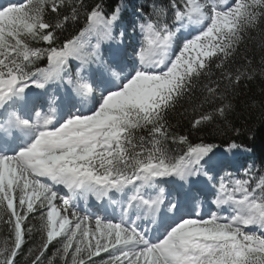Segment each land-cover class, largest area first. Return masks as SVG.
Here are the masks:
<instances>
[{
    "label": "snow or ice",
    "instance_id": "snow-or-ice-1",
    "mask_svg": "<svg viewBox=\"0 0 264 264\" xmlns=\"http://www.w3.org/2000/svg\"><path fill=\"white\" fill-rule=\"evenodd\" d=\"M257 75L264 0L0 4V264H264V154L230 170Z\"/></svg>",
    "mask_w": 264,
    "mask_h": 264
},
{
    "label": "trees",
    "instance_id": "trees-1",
    "mask_svg": "<svg viewBox=\"0 0 264 264\" xmlns=\"http://www.w3.org/2000/svg\"><path fill=\"white\" fill-rule=\"evenodd\" d=\"M97 2H101V0H85V4L88 6ZM105 2L115 3L116 0H105ZM125 2L129 4H144L147 8L152 0H125ZM254 50V45H249V56H252ZM255 60L258 64V53ZM261 100H264V78L257 75L253 80L246 81L240 85V95L236 101L237 111L233 114L231 119L236 126L241 127L242 131H244V134L238 138L239 142H243L253 148V153L249 154L246 160L243 161L244 166L255 161L256 166L259 167L260 157L264 154V118H262L261 109L258 106ZM253 101L256 102V106H252ZM172 122L175 124L176 119H173ZM215 129L216 125L212 124L202 127L199 131H194L191 129L188 119H183L180 121L177 131L180 134L189 135L190 140L193 142H198L203 138L205 142H212L221 145L220 149H222L225 138L221 137ZM247 129H252L255 132L254 141L248 139ZM35 222L37 221H29V223ZM36 241V237L27 239L24 248L27 246L31 247ZM49 252L50 251H48V253Z\"/></svg>",
    "mask_w": 264,
    "mask_h": 264
},
{
    "label": "rangeland",
    "instance_id": "rangeland-1",
    "mask_svg": "<svg viewBox=\"0 0 264 264\" xmlns=\"http://www.w3.org/2000/svg\"><path fill=\"white\" fill-rule=\"evenodd\" d=\"M7 2H9V0H0V4H6ZM12 2H17V0H12ZM129 12H130V9H129V11H126L125 12V18L127 19L128 18V15H129ZM127 16V17H126ZM240 158H245L246 159V155H244V156H241V157H239V159ZM241 160V159H240ZM239 163L240 162H238V164L236 165V166H233L232 167V169H230V170H232L233 172H234V174L235 173H237L239 170H240V168H239ZM248 165L246 164V166L245 167H247ZM221 175H223V173H221ZM92 199H94V198H92ZM107 204V203H106ZM81 207H83V203H81ZM203 210L204 211H206V214L204 215L205 216V218H207V216L208 215H210L211 214V211H215L214 209H213V207L211 208H206V209H204L203 208ZM108 211H109V213L111 212V210H109L108 209ZM7 233L5 232V230L3 229V227L2 226H0V239H2L5 235H6ZM36 239L38 240V237H36ZM57 247H58V245H56ZM28 248H29V246H27V247H25L24 248V252L26 253L27 252V250H28ZM54 250V248L52 247V246H50V248H49V253H47L48 255H51V252ZM20 260H21V262L23 261V256H21L20 257Z\"/></svg>",
    "mask_w": 264,
    "mask_h": 264
},
{
    "label": "bare ground",
    "instance_id": "bare-ground-1",
    "mask_svg": "<svg viewBox=\"0 0 264 264\" xmlns=\"http://www.w3.org/2000/svg\"><path fill=\"white\" fill-rule=\"evenodd\" d=\"M126 15V14H125ZM127 17V16H126ZM239 158V157H238ZM206 205V204H205ZM210 206V205H209ZM111 210V209H110ZM205 214V213H204Z\"/></svg>",
    "mask_w": 264,
    "mask_h": 264
}]
</instances>
